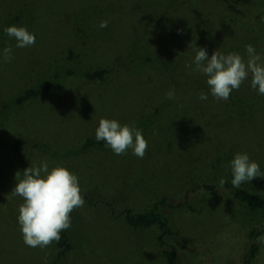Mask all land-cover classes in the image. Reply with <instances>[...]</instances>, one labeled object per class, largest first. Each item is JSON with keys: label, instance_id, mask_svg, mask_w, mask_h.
I'll use <instances>...</instances> for the list:
<instances>
[{"label": "rangeland", "instance_id": "374dc122", "mask_svg": "<svg viewBox=\"0 0 264 264\" xmlns=\"http://www.w3.org/2000/svg\"><path fill=\"white\" fill-rule=\"evenodd\" d=\"M102 20L109 21L103 29ZM11 25L26 27L35 45L16 48L4 32ZM191 43L209 58L219 49L245 59L251 44L264 62V0H0V50L11 45L14 55L0 63V143L24 142L17 154L0 146V264L55 259V242L24 244L23 201L10 198L15 174L45 161L75 173L86 202L71 213L70 250L56 264H165L161 250L169 248L177 264H242L252 242L249 264H264L256 243L264 211L236 202L227 179L238 152L264 172V95L246 80L216 101L206 78L185 67L194 59ZM97 70L106 72L103 82L82 77ZM40 83L50 84L47 94L13 104ZM171 89L176 100L165 97ZM101 118L135 123L148 141L145 157L116 155L104 144L81 150L86 139L96 141ZM201 185L212 188L195 189ZM240 188L264 198V178ZM153 205L176 233L163 248L155 229L124 221L125 210Z\"/></svg>", "mask_w": 264, "mask_h": 264}, {"label": "clouds", "instance_id": "9594fccd", "mask_svg": "<svg viewBox=\"0 0 264 264\" xmlns=\"http://www.w3.org/2000/svg\"><path fill=\"white\" fill-rule=\"evenodd\" d=\"M108 20L100 21L98 27L108 26ZM9 39L15 40L16 48H30L35 45L36 37L24 26L11 25L4 28ZM182 30L178 29V33ZM192 47L195 55L191 63H186L190 74H200L206 78L211 96L216 101H227L231 93L239 91L241 85L250 80V88L258 95H264V62L253 45H245L247 59L239 53L224 54L215 50L209 58L203 47ZM14 59L11 45L0 50V63H10ZM166 99L176 100L175 90L165 94ZM199 100H207L208 94L201 92ZM97 142L103 141L116 155L131 153L143 159L148 150V141L142 130L135 123L121 124L116 119L101 118L95 129ZM231 185L240 188L254 178H264L260 165L250 160L247 153H236L229 162ZM16 186L10 198L19 197L22 203L18 206L17 222L27 247L45 249L54 242L58 243L61 233L71 227V213L85 206L79 177L67 167L56 165L50 168L47 161L39 166H30L21 173L15 174ZM227 179L221 178L219 183L224 186ZM256 243L264 246V235L256 238ZM45 264L47 260L45 258Z\"/></svg>", "mask_w": 264, "mask_h": 264}, {"label": "trees", "instance_id": "16d2710c", "mask_svg": "<svg viewBox=\"0 0 264 264\" xmlns=\"http://www.w3.org/2000/svg\"><path fill=\"white\" fill-rule=\"evenodd\" d=\"M105 75L106 72L104 70H97L92 72H85L82 74V77L88 81L103 82L105 80ZM49 91V83H40L36 87L23 90L13 101V104L21 105L23 103L34 100L41 95L47 94ZM103 144V141L97 142L86 139L81 147V150H87L94 146L101 147ZM0 146L3 149H7L11 154H17L21 147L24 146V142L21 140H15L10 144L0 143ZM231 178V174H229L227 179L231 180ZM211 188L212 187L209 185H201L199 187H196L195 189L211 190ZM230 193L232 198L239 204L243 205L244 208L257 212L264 211V198H261L243 188L237 189L230 187ZM124 221L127 227L132 230H146L149 228L155 229L158 233L156 240L159 247L162 248L163 245H165L163 239L166 237L174 236L176 234L171 230L167 218L163 214L158 212L156 205H153L151 208L137 214H131L129 210H125ZM55 246L57 252L55 255V259L51 264H56L57 260L62 257L64 253L70 250V245L67 242L65 231L61 233V239L58 243H55ZM255 252L256 245L252 242L243 257L242 264H249L250 260L253 259ZM161 255L164 258L165 264H177L176 254L173 249H162Z\"/></svg>", "mask_w": 264, "mask_h": 264}]
</instances>
